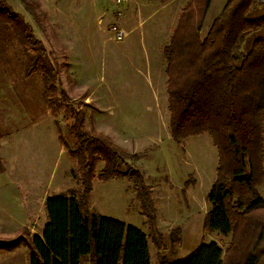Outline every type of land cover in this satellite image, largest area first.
Returning <instances> with one entry per match:
<instances>
[{"label": "rangeland", "instance_id": "1", "mask_svg": "<svg viewBox=\"0 0 264 264\" xmlns=\"http://www.w3.org/2000/svg\"><path fill=\"white\" fill-rule=\"evenodd\" d=\"M8 1L32 25L58 73L56 80L48 74L47 81L41 70L26 78V48L11 31L0 36V113H32L28 115L35 124L26 125L22 132L31 136L39 160H43L30 161L33 167L39 165L40 189L48 185L50 195L83 193V167L71 153L81 148L72 129L75 114L81 111L87 130L110 136L126 150L128 165L120 171L131 173L139 168L152 197V206L144 208L133 179L120 176L102 180L99 173L104 162H99L86 199L90 212L144 229L152 264L182 258L203 241L216 240L227 250L232 235L209 232L204 226L210 207L207 194L217 176L218 152L212 137L206 132L176 141L169 130L163 49L187 0H137L132 8L100 0L104 10H120L121 14L115 12L118 19L103 21L102 29L97 25L91 38H79L74 30L64 32L70 21L56 17L50 21L54 17L49 16L44 0H27L34 5L35 17L24 2ZM212 1L201 35L207 33L226 2ZM111 25L128 33L133 30L123 41H116L109 32ZM257 191L264 198V173ZM261 215L264 210L249 217L261 221ZM43 220L41 210L35 229L25 227L11 236L0 235L1 241L18 242L12 249H1L0 264L29 263L27 243L41 231ZM254 224L246 231L247 226L241 227L237 237L241 245L226 251L227 264L252 250L258 235ZM242 231L247 232L244 237ZM259 249H264L263 245Z\"/></svg>", "mask_w": 264, "mask_h": 264}, {"label": "trees", "instance_id": "2", "mask_svg": "<svg viewBox=\"0 0 264 264\" xmlns=\"http://www.w3.org/2000/svg\"><path fill=\"white\" fill-rule=\"evenodd\" d=\"M23 1L37 15L34 5ZM211 3L187 0L163 49L169 130L176 141L206 132L211 135L218 163L207 194L210 207L204 226L232 239L227 250L216 240L203 241L186 256L165 264H227L226 251L241 245L237 238L241 227L247 226L246 231L253 223L258 229L254 247L229 264H264V249H259L264 248V220L249 217L264 210V198L257 191L264 173V0H226L201 35ZM8 31L26 48L25 75L41 70L47 81L48 74L56 80L54 63L32 25L8 0H0V36ZM75 115L72 129L81 148L71 153L83 167V193L46 198L47 222L27 243L29 264H152L144 229L86 207L96 167L104 162L99 178L133 179L142 205L150 208L152 197L144 173L137 167L131 173L120 171L128 165L126 150L110 136L87 130L81 111ZM243 231L242 237L247 233ZM17 244L15 239L0 240V249Z\"/></svg>", "mask_w": 264, "mask_h": 264}, {"label": "crops", "instance_id": "3", "mask_svg": "<svg viewBox=\"0 0 264 264\" xmlns=\"http://www.w3.org/2000/svg\"><path fill=\"white\" fill-rule=\"evenodd\" d=\"M43 2H46L50 8L49 16L54 17L50 21L54 22L55 17L56 20L70 21V28L62 30L64 32L74 30L78 32L79 38H91L97 31V25L101 28L103 21L110 17L116 18L115 9L104 10L100 0H44ZM137 3V0H131L123 5L125 8H132ZM212 4L213 1L210 10ZM29 112L25 110L0 113V156L2 161V168H0V235L2 236L14 235L25 227L35 229L41 210L44 213L43 225L41 231L35 233H41L47 222L44 205L46 198L50 196L49 188L47 185L45 190L40 189L39 165L34 164L33 167L30 164V161L43 160H39L36 153L38 150L33 147L31 136L27 137L26 133L22 132L26 125L35 124L33 119H30ZM0 252H4V250L0 249Z\"/></svg>", "mask_w": 264, "mask_h": 264}, {"label": "built area", "instance_id": "4", "mask_svg": "<svg viewBox=\"0 0 264 264\" xmlns=\"http://www.w3.org/2000/svg\"><path fill=\"white\" fill-rule=\"evenodd\" d=\"M131 0H112V2L116 5V7L121 6L122 4H125ZM263 1V0H262ZM116 12L120 15L121 11L116 10ZM109 32L111 34V37L115 39L116 41H123L127 36L128 32L122 27H118L117 25H111L109 27Z\"/></svg>", "mask_w": 264, "mask_h": 264}]
</instances>
